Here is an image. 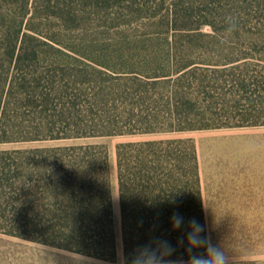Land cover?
<instances>
[{
	"label": "trees",
	"instance_id": "16d2710c",
	"mask_svg": "<svg viewBox=\"0 0 264 264\" xmlns=\"http://www.w3.org/2000/svg\"><path fill=\"white\" fill-rule=\"evenodd\" d=\"M162 3L0 0V144L264 126V102L259 107L239 106L228 112L233 117H199L203 113L193 97L194 89L209 94L228 86L231 93L264 100V75L246 70L249 56L257 54L264 61V41L241 36L173 39L171 30L210 21H197L173 0ZM97 13L116 15L113 20L123 26L160 19L166 29L104 46L124 52L118 59L127 69H121L119 77L134 81L130 102L144 107V116L80 117V89L93 64L114 68L107 61L92 64L82 53L92 45L70 34L90 27ZM212 50L225 53L222 63H198L189 59L191 55L188 60L182 56ZM202 65L227 69L230 80L201 76L190 83ZM115 157L124 263L134 264L145 249L159 257L158 264L205 256L209 248L195 144L183 139L125 143L116 147ZM174 218L181 221L175 229ZM192 221L200 226L202 244L190 248ZM113 223L104 147L65 144L0 152V234L114 262Z\"/></svg>",
	"mask_w": 264,
	"mask_h": 264
},
{
	"label": "rangeland",
	"instance_id": "374dc122",
	"mask_svg": "<svg viewBox=\"0 0 264 264\" xmlns=\"http://www.w3.org/2000/svg\"><path fill=\"white\" fill-rule=\"evenodd\" d=\"M146 1L160 7L163 1L172 0ZM173 1L187 13L194 15L197 21L204 22V17L210 21L201 27L188 24V28H184V31L171 30L168 34L173 39L193 36L209 41L212 37L235 39V36H241L242 39L264 41V0ZM217 13L222 16L218 17ZM101 14L97 13L98 16H93V24L90 27L70 33L79 43L92 45L89 49L82 50L83 55L89 57L92 64L95 60L102 63L107 61L108 65L114 67L107 70L93 64V69L89 71L86 82L82 83L80 89L82 112L80 117H141L144 107L130 102L132 100L130 95L136 89L134 81L119 77L121 69H127L123 61L118 59V56L124 52L116 51L117 48H110L111 46H104L124 37L161 34L166 29L160 26V19L154 23L139 21L130 26H123L119 25L121 22L116 24L118 20H113L116 15L109 13L101 16ZM223 54L212 50L186 52L182 56L188 60L186 56L191 55L192 58L189 59H194L198 63L215 64L224 61ZM249 57H252L246 62V70L249 74L264 75V61L260 60L262 58L257 54ZM225 70L212 66L205 69L202 65L194 77L190 78V83H195V80L201 76L215 81L230 80L227 78L230 77V71ZM219 83H222V80L217 81V85ZM218 89L209 94L194 89L193 97L196 100L194 102L200 113H203L199 117H233L235 114L228 112L239 109V106L253 103L259 107L261 105L259 103L264 102L256 95L231 93L228 86ZM124 93L126 96L120 98ZM131 109H134L133 112ZM261 117H264V114ZM168 139L191 140L195 144L208 248L209 251L215 250L218 264H264V126L111 136L68 142L0 144V152L65 144H91L104 147L108 153V175L116 241L115 261L104 262L0 234V264H125L121 244L116 147L125 143ZM188 262L173 264H188Z\"/></svg>",
	"mask_w": 264,
	"mask_h": 264
},
{
	"label": "clouds",
	"instance_id": "9594fccd",
	"mask_svg": "<svg viewBox=\"0 0 264 264\" xmlns=\"http://www.w3.org/2000/svg\"><path fill=\"white\" fill-rule=\"evenodd\" d=\"M181 221L179 218L173 219V228L180 227ZM191 231L188 234V243L190 248L198 247L202 244V240L199 237L200 226L195 222H190ZM159 257L154 254L151 249H145L139 253L134 261V264H158ZM188 264H218L215 250H210L205 256H192Z\"/></svg>",
	"mask_w": 264,
	"mask_h": 264
}]
</instances>
